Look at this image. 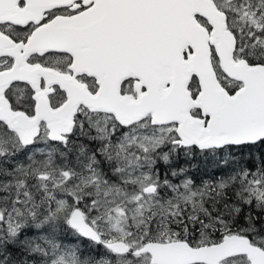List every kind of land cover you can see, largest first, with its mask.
Segmentation results:
<instances>
[{"label":"snow or ice","instance_id":"1","mask_svg":"<svg viewBox=\"0 0 264 264\" xmlns=\"http://www.w3.org/2000/svg\"><path fill=\"white\" fill-rule=\"evenodd\" d=\"M0 264H264V0H0Z\"/></svg>","mask_w":264,"mask_h":264},{"label":"trees","instance_id":"2","mask_svg":"<svg viewBox=\"0 0 264 264\" xmlns=\"http://www.w3.org/2000/svg\"><path fill=\"white\" fill-rule=\"evenodd\" d=\"M198 155L199 153L195 155V157H197ZM197 159L198 166L194 171V175L196 177L203 178L207 181H214L221 175L222 171H225V169H222L220 166H218L211 157H205L203 155H200ZM58 238L60 242L65 245H79L81 243L80 240H78V238L72 235L70 232H60L58 233ZM86 245L87 241H83L82 246Z\"/></svg>","mask_w":264,"mask_h":264},{"label":"flooded vegetation","instance_id":"3","mask_svg":"<svg viewBox=\"0 0 264 264\" xmlns=\"http://www.w3.org/2000/svg\"><path fill=\"white\" fill-rule=\"evenodd\" d=\"M200 156V154L198 155ZM197 157L195 156H185L183 153H181L179 156H176V155H173L171 161H170V164L169 165H164L163 163L160 164V168H161V171H167L168 173V176L169 178H172L174 179L172 176H171V170H176V171H179L180 169H185V173H186V176L188 178H190L192 176L193 180L195 179H203V178H198L196 176H194V173L193 175L191 174V169L188 168L190 165H191V160H193L194 163H196L197 161ZM175 158L178 159V161L176 162H172L173 160H176ZM195 158V159H194ZM167 166V167H166ZM183 177V176H182ZM181 177V178H182ZM203 181H207V180H201L200 183H196L197 185L201 184ZM178 182V181H177Z\"/></svg>","mask_w":264,"mask_h":264},{"label":"rangeland","instance_id":"4","mask_svg":"<svg viewBox=\"0 0 264 264\" xmlns=\"http://www.w3.org/2000/svg\"><path fill=\"white\" fill-rule=\"evenodd\" d=\"M175 159H176V160H173V161H172L173 163L176 162V161H178L177 158H175ZM197 163H198V159H197L196 163H194L193 160H191V165L188 167V168L191 169V174H192V175H193L195 169H196L197 166H198ZM166 167H167V166H166ZM194 176H195V175H194ZM182 178H183V177H182ZM190 178H192V176H191ZM198 178H199V177H198ZM192 179H193V178H192ZM201 180H202V179H195L194 181H195V183H200Z\"/></svg>","mask_w":264,"mask_h":264}]
</instances>
